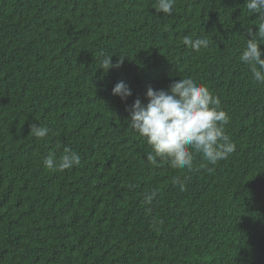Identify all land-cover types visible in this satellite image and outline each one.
<instances>
[{"label":"trees","instance_id":"obj_1","mask_svg":"<svg viewBox=\"0 0 264 264\" xmlns=\"http://www.w3.org/2000/svg\"><path fill=\"white\" fill-rule=\"evenodd\" d=\"M245 2L175 0L168 15L156 0H0V264H264V85L238 59L259 24ZM105 56L123 62L104 72ZM185 78L220 99L236 146L192 171L149 161L126 123L149 86ZM65 148L80 164L48 169Z\"/></svg>","mask_w":264,"mask_h":264},{"label":"clouds","instance_id":"obj_2","mask_svg":"<svg viewBox=\"0 0 264 264\" xmlns=\"http://www.w3.org/2000/svg\"><path fill=\"white\" fill-rule=\"evenodd\" d=\"M175 0H156L153 5L157 13L171 15ZM246 8L258 16L259 24L254 32L247 30L246 46L238 59L249 66L252 77L258 85H264V59L261 58L264 45V0H246ZM183 43L194 51L208 47V40H192L185 36ZM103 55V54H101ZM123 58L115 65L112 56H105L101 67L107 72L113 67H120ZM113 95L126 100L132 90L125 82L117 83L112 89ZM146 103L136 99L130 108V118L126 121L130 127L150 146L147 159L154 164L167 163L173 169L194 170V158L197 154L207 165L215 166L228 158L235 151V144L226 134L225 126L230 117L221 108V101L210 90L196 83L191 78L174 81L167 90L153 89L149 86L145 93ZM30 133L37 139H46L49 128L36 124L30 125ZM64 155L56 160L53 154L45 158L44 164L53 171H64L80 164V155L70 148L64 149ZM211 170V169H209ZM173 185L180 191L185 190V183L174 177ZM157 195L155 191L146 195L145 202L152 204Z\"/></svg>","mask_w":264,"mask_h":264}]
</instances>
